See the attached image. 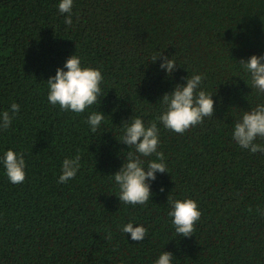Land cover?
<instances>
[{
  "label": "trees",
  "instance_id": "16d2710c",
  "mask_svg": "<svg viewBox=\"0 0 264 264\" xmlns=\"http://www.w3.org/2000/svg\"><path fill=\"white\" fill-rule=\"evenodd\" d=\"M59 2L0 0V112L20 105L0 129V264H154L163 251L172 264H264V152L232 137L264 103L238 63L264 55V0H73L71 26ZM161 52L177 63L171 75L152 61ZM73 54L104 77L100 104L79 114L47 98L48 78ZM193 74L214 116L177 134L157 120L160 99ZM96 110L105 117L93 133ZM131 117L157 121L168 170L150 181L145 205L120 202L112 176L135 152L119 141ZM8 149L24 155L23 183L7 177ZM77 153L76 176L59 183ZM168 197L198 203L193 235L176 234ZM130 221L147 228L142 241L121 231Z\"/></svg>",
  "mask_w": 264,
  "mask_h": 264
},
{
  "label": "clouds",
  "instance_id": "9594fccd",
  "mask_svg": "<svg viewBox=\"0 0 264 264\" xmlns=\"http://www.w3.org/2000/svg\"><path fill=\"white\" fill-rule=\"evenodd\" d=\"M60 13H66L64 23L72 25L73 0H60L58 4ZM162 58L160 68L168 75L175 70L177 63L174 58L165 56L163 52L152 57V61ZM243 69L251 75V84L258 93L264 94V55H251L247 60L238 62ZM66 69V70H65ZM104 77L100 68L82 66L81 58L75 54L68 57L63 67H58L54 76L49 77L48 101L53 106L59 105L62 111L83 113L89 107L100 104L102 94L101 83ZM186 83L177 84L170 93H165L160 101L165 105V111L157 117L166 129L177 134H183L192 127L204 122V118L214 116L215 102L213 94L201 88L202 74H193L186 77ZM99 98V99H98ZM20 111V105L13 102L9 110L0 112V129L11 126L15 115ZM105 115L96 110L87 117V123L93 133L100 128ZM131 119V123L128 121ZM125 121L124 134L119 140L135 147V152L128 151L121 168L112 174L119 186L118 196L120 202L131 205H145L152 196L150 181L156 179L157 172H168L165 156L158 151L160 145L159 128L157 121H152L145 126L142 118H130ZM234 141L251 153L264 152V145L257 143V138L264 139V103L256 105L251 110L243 113L242 117L234 123L232 132ZM155 156L145 166L142 157ZM79 153L74 157H66L62 162L59 183H67L73 179L81 167ZM3 165L9 181L13 184L23 183L26 179V162L23 153L8 149L3 156ZM163 191V188H161ZM170 206L168 215L178 236L188 237L193 235L196 222L201 217L198 203L192 198L172 199L168 197ZM251 211V209H249ZM128 222L121 231L130 233L134 241H142L147 235V228L141 224ZM111 239L110 235L107 237ZM173 254L163 251L154 264H172Z\"/></svg>",
  "mask_w": 264,
  "mask_h": 264
}]
</instances>
